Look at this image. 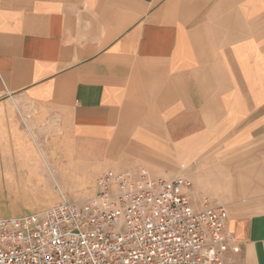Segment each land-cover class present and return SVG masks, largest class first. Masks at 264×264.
Returning <instances> with one entry per match:
<instances>
[{
  "label": "crops",
  "instance_id": "1",
  "mask_svg": "<svg viewBox=\"0 0 264 264\" xmlns=\"http://www.w3.org/2000/svg\"><path fill=\"white\" fill-rule=\"evenodd\" d=\"M11 104L77 148L53 161L195 164L236 264H264V0H0L1 126Z\"/></svg>",
  "mask_w": 264,
  "mask_h": 264
},
{
  "label": "built area",
  "instance_id": "2",
  "mask_svg": "<svg viewBox=\"0 0 264 264\" xmlns=\"http://www.w3.org/2000/svg\"><path fill=\"white\" fill-rule=\"evenodd\" d=\"M184 176L109 169L83 202L0 218V264H236L229 210Z\"/></svg>",
  "mask_w": 264,
  "mask_h": 264
},
{
  "label": "rangeland",
  "instance_id": "3",
  "mask_svg": "<svg viewBox=\"0 0 264 264\" xmlns=\"http://www.w3.org/2000/svg\"><path fill=\"white\" fill-rule=\"evenodd\" d=\"M10 108L15 112L16 121L12 123L6 114L3 118L8 120V126L0 125V218L39 214L65 199L83 202L95 193L98 177L109 169L115 170L112 162L99 163L89 159L78 163L74 155L73 165L68 163L72 159L67 154L53 155L56 160H50L53 150L70 152L77 148L56 140L55 132L42 125L30 123V114L23 108L14 104ZM20 112L27 119V125ZM190 150L192 148H188V156L192 153ZM194 166L169 178L188 177L195 188L194 177L188 175ZM192 193L196 203V198L206 196L219 204L215 198L202 195L196 188Z\"/></svg>",
  "mask_w": 264,
  "mask_h": 264
}]
</instances>
